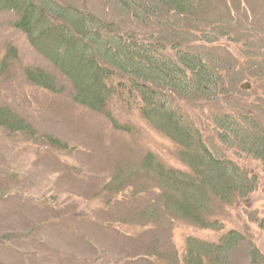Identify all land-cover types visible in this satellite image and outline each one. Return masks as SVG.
Masks as SVG:
<instances>
[{"label": "rangeland", "instance_id": "rangeland-1", "mask_svg": "<svg viewBox=\"0 0 264 264\" xmlns=\"http://www.w3.org/2000/svg\"><path fill=\"white\" fill-rule=\"evenodd\" d=\"M50 1L86 11L157 55H210L208 61L220 67L214 97L152 88L166 95L168 107L214 155L256 184L244 199H211L205 219L218 230L172 216L163 207V182L142 164L150 155L163 170L183 174L186 167L178 148L140 116L139 98L126 92L128 77L115 71L112 95L99 112H90L74 104L69 83L12 27L14 16L0 13V108L33 132L28 137L0 129V264H184L187 239L218 244L229 231L243 238L233 264H264V232L257 226L264 218V165L220 144L214 124L222 116L248 117L264 129V0H198L182 18L152 0L139 1L136 16L117 0ZM29 68L50 74L60 92L28 83ZM248 244L258 263L251 262Z\"/></svg>", "mask_w": 264, "mask_h": 264}, {"label": "trees", "instance_id": "trees-1", "mask_svg": "<svg viewBox=\"0 0 264 264\" xmlns=\"http://www.w3.org/2000/svg\"><path fill=\"white\" fill-rule=\"evenodd\" d=\"M139 1L143 0L116 3L136 16L141 7ZM152 1L180 18L189 16L198 5V0ZM0 13L14 16L12 27L69 83L74 104L97 113L112 95L109 81L115 71L128 77L126 90L139 98L140 116L178 148V158L186 167L183 174L166 171L150 155L142 164L143 171L155 173L163 182L166 189L163 207L172 216L200 229L218 230L215 222L205 219L211 199L229 204L254 191V177L214 155L200 133L146 85L186 98L194 95L212 98L219 93L220 67L208 61L210 55L183 51H177L173 58L157 55L150 45L133 40L128 34L114 33L112 26L86 11L58 6L50 0H0ZM24 76L28 83L45 92H60L55 79L40 69H26ZM119 84L124 88L125 85ZM214 124L220 144L227 149L236 148L264 165V129L257 121L222 116L214 119ZM0 129L8 134L33 135L30 126L5 107L0 108ZM50 143L58 146L57 141ZM257 226L264 232V218L257 221ZM241 243L242 236L234 231L222 235L218 244L187 239L184 264H233V252ZM250 248L251 262L258 263L256 249Z\"/></svg>", "mask_w": 264, "mask_h": 264}, {"label": "water", "instance_id": "water-1", "mask_svg": "<svg viewBox=\"0 0 264 264\" xmlns=\"http://www.w3.org/2000/svg\"><path fill=\"white\" fill-rule=\"evenodd\" d=\"M248 87H247V85H242L241 86V89H247Z\"/></svg>", "mask_w": 264, "mask_h": 264}]
</instances>
